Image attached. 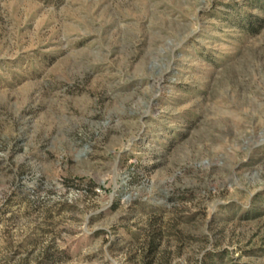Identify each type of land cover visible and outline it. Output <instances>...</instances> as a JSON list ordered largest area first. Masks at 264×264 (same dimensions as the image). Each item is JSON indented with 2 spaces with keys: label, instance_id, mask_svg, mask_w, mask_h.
I'll use <instances>...</instances> for the list:
<instances>
[{
  "label": "rangeland",
  "instance_id": "1",
  "mask_svg": "<svg viewBox=\"0 0 264 264\" xmlns=\"http://www.w3.org/2000/svg\"><path fill=\"white\" fill-rule=\"evenodd\" d=\"M207 251L264 264V0H0V264Z\"/></svg>",
  "mask_w": 264,
  "mask_h": 264
},
{
  "label": "trees",
  "instance_id": "2",
  "mask_svg": "<svg viewBox=\"0 0 264 264\" xmlns=\"http://www.w3.org/2000/svg\"><path fill=\"white\" fill-rule=\"evenodd\" d=\"M260 26V25H259ZM246 27H249V29H251L250 31L252 32V23H250V21H247ZM158 241H150L149 242V247H148V254L153 253L156 248L158 247ZM226 255L225 251H207L203 257L200 260L199 264H224V257ZM52 254L51 253H46L45 255V260H42L39 262V264H44V263H48L51 261V257ZM232 264V263H231Z\"/></svg>",
  "mask_w": 264,
  "mask_h": 264
}]
</instances>
